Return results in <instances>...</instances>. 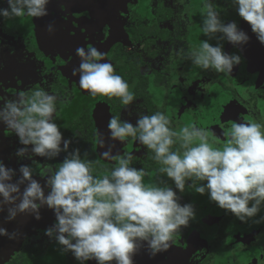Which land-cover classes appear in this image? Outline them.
I'll use <instances>...</instances> for the list:
<instances>
[{
    "label": "flooded vegetation",
    "instance_id": "af4514ba",
    "mask_svg": "<svg viewBox=\"0 0 264 264\" xmlns=\"http://www.w3.org/2000/svg\"><path fill=\"white\" fill-rule=\"evenodd\" d=\"M213 2L225 24L235 22L250 38L242 46L219 34L209 40L213 46L222 45L226 53L241 56L231 75L204 71L179 55L208 40L202 32L204 0H50L46 17L0 18V105L44 89L58 98L53 118L64 139L71 141L69 151L78 148L82 157L87 154L94 162V175H108L117 164L104 158L105 151L114 156L130 153L131 166L146 172L145 184L166 182L181 205L193 206L195 219L174 237L167 252L153 257L145 244L134 264H264V205L245 223L220 208L207 192H195L192 181L181 193L159 172L161 165L153 153L131 137L124 143L112 141L107 128L113 116L135 125L140 114L163 112L174 128L195 125L207 130L209 142H218L215 147L227 142L234 122L264 123V45L231 0ZM0 7H7V0H0ZM50 23L52 34L47 31ZM80 47L105 53L101 62L111 63L129 84L135 96L132 105L124 106L116 97L93 98L80 88L79 76L72 75L80 64L76 55ZM22 147L19 138L0 123V161L16 170L14 182L22 165L32 167L34 179L47 195L46 169H55L68 153L48 160L29 151L31 159L19 158L16 151ZM8 207L0 211V227L16 237L0 236V264H80L55 238L45 235L57 222L54 210L44 206L39 220L18 214L9 221Z\"/></svg>",
    "mask_w": 264,
    "mask_h": 264
},
{
    "label": "clouds",
    "instance_id": "9594fccd",
    "mask_svg": "<svg viewBox=\"0 0 264 264\" xmlns=\"http://www.w3.org/2000/svg\"><path fill=\"white\" fill-rule=\"evenodd\" d=\"M231 2L264 45V0ZM49 3L50 0H7V7H0V18H43L49 14ZM201 15L202 32L208 40L187 53L181 50L179 55L204 71L231 75L242 62L241 56L230 55L222 45L213 46L209 40L219 34L230 44L242 46L250 38L235 22L222 21L213 0H204ZM47 31L52 34L54 25L48 24ZM76 55L80 64L73 68L72 75L79 76L82 90L93 98L116 97L124 106L133 104L135 96L129 84L116 74L111 63L101 62L105 53L95 47H80ZM57 99L36 88L0 105V123L24 146L17 149V157L31 159V151L34 156L53 160L62 152L68 153L55 169H46L50 189L47 195L34 179L32 167L22 165L20 178L14 182L16 170L0 161V211L9 206L7 219L12 221L18 214L34 215L39 220L44 206L54 210L57 222L45 230V235L55 238L80 264L90 260L97 264H134V256L145 244L153 257L167 252L174 237L195 219L193 206L181 205L176 191L166 182L163 186L145 184L146 172L131 166L134 156L130 153L114 156L111 150L105 151L104 158L116 160L117 164L108 175H94V162L87 159V154L82 157L78 148L69 151L71 141L64 139L53 118ZM107 128L112 141L124 143L131 137L153 153L161 165L159 172L181 193L186 182L192 181L195 192H207L220 208L245 223L264 205L262 122H234L227 142L215 147L218 142H209L207 130L195 125L174 128L163 112L140 114L135 125L113 116ZM174 145H178L175 150ZM21 185L25 186L23 192ZM0 236L15 239L16 234L0 227Z\"/></svg>",
    "mask_w": 264,
    "mask_h": 264
}]
</instances>
